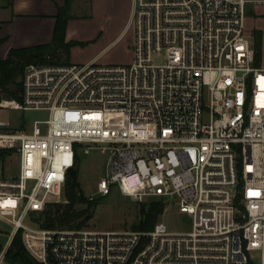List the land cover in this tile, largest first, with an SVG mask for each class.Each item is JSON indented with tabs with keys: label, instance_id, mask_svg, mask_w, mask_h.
<instances>
[{
	"label": "built area",
	"instance_id": "built-area-1",
	"mask_svg": "<svg viewBox=\"0 0 264 264\" xmlns=\"http://www.w3.org/2000/svg\"><path fill=\"white\" fill-rule=\"evenodd\" d=\"M131 1L128 63L29 65L20 101L0 100L1 110L48 113L16 127L0 120V152L17 161L0 179V220L12 227L0 264L17 232L38 264H264V67L247 0ZM116 113L126 126L105 127ZM92 149L106 156L96 195L116 186L138 205L175 208L188 227L32 225L28 214L63 198L67 170Z\"/></svg>",
	"mask_w": 264,
	"mask_h": 264
},
{
	"label": "rangeland",
	"instance_id": "rangeland-1",
	"mask_svg": "<svg viewBox=\"0 0 264 264\" xmlns=\"http://www.w3.org/2000/svg\"><path fill=\"white\" fill-rule=\"evenodd\" d=\"M5 0H0L4 2ZM119 15L112 22L102 20L100 22H83L80 25L79 45L71 50V57H64L65 64H83L92 58V61L99 64L120 65L131 60L133 30L124 33L119 39L111 42L121 28L126 16V2L119 0ZM258 67H264V59L260 60ZM48 117L47 111H15L0 109V120L9 121L13 127L18 126L19 121L27 125L34 120H45ZM104 125L107 128H121L126 126V118L123 114H108L105 116ZM106 156L92 149L88 154L80 152L77 156V177L83 195L94 196L92 217L87 221L85 229L95 231H137L133 226L137 225L140 218L138 205L131 197L123 195L116 186H112L108 195L100 197L96 195L97 181L105 175ZM17 173V161L13 155L7 156L0 164V179L10 178ZM63 194L60 193V197ZM65 203L64 197L60 201H49L47 204ZM85 204H76V209H84ZM169 231H184L189 225V219L178 214L173 207H163L162 214L157 217ZM12 227L0 220V235L3 241L10 233ZM258 264V258L255 259ZM6 264V263H3Z\"/></svg>",
	"mask_w": 264,
	"mask_h": 264
},
{
	"label": "trees",
	"instance_id": "trees-1",
	"mask_svg": "<svg viewBox=\"0 0 264 264\" xmlns=\"http://www.w3.org/2000/svg\"><path fill=\"white\" fill-rule=\"evenodd\" d=\"M68 5L57 12L53 36L48 44L22 49H9L6 57L0 55V100L20 101L21 77L29 65H62L65 64L63 56H68L71 47L79 45L76 41H65V27L68 19ZM4 42L0 38V46ZM257 35H254V64L257 66L259 59ZM11 155L8 151L0 152V164ZM77 167V155L75 158ZM65 203L46 204L42 211L28 214V221L44 229L77 230L84 228L92 217L94 200L88 201L76 180L66 178L63 187ZM76 204H85L84 209H76ZM140 218L133 227L137 231L150 230L162 214L163 205L159 201H150L140 204ZM1 250V240H0ZM6 264H38L24 250L20 232H17L6 250L3 258Z\"/></svg>",
	"mask_w": 264,
	"mask_h": 264
},
{
	"label": "crops",
	"instance_id": "crops-1",
	"mask_svg": "<svg viewBox=\"0 0 264 264\" xmlns=\"http://www.w3.org/2000/svg\"><path fill=\"white\" fill-rule=\"evenodd\" d=\"M126 16L121 28L111 42L129 31L132 1L124 0ZM119 0H5L0 2V55L6 57L9 49H22L48 44L53 36L59 9L68 5L65 41H79L80 25L83 22H111L119 15ZM245 28L254 50V35H257L259 62L264 59V0H247L245 4ZM71 47L69 56L71 57ZM93 58V57H92ZM92 58L86 62L92 61ZM258 62V63H259Z\"/></svg>",
	"mask_w": 264,
	"mask_h": 264
},
{
	"label": "water",
	"instance_id": "water-1",
	"mask_svg": "<svg viewBox=\"0 0 264 264\" xmlns=\"http://www.w3.org/2000/svg\"><path fill=\"white\" fill-rule=\"evenodd\" d=\"M66 176L68 178H71L73 180H76V177H77V167L74 166V167L68 169L67 172H66Z\"/></svg>",
	"mask_w": 264,
	"mask_h": 264
}]
</instances>
